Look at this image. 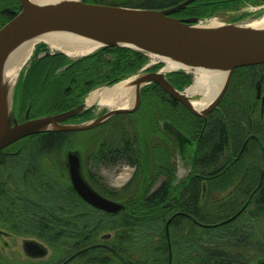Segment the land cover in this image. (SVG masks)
Segmentation results:
<instances>
[{
  "label": "trees",
  "instance_id": "1",
  "mask_svg": "<svg viewBox=\"0 0 264 264\" xmlns=\"http://www.w3.org/2000/svg\"><path fill=\"white\" fill-rule=\"evenodd\" d=\"M84 1L115 5L112 0ZM184 1L122 0L119 5L163 10ZM245 4L264 5V0H197L174 16L203 19L218 12L238 10ZM7 7L13 18L22 8L21 0H0L2 14H7ZM240 19L234 17L233 21ZM5 20L0 25L10 21L8 17ZM147 61L143 52L106 47L70 63L61 76H56L58 69L68 64L67 58L61 54L57 58H43L36 66L30 93L35 96L32 113L38 117L72 109L93 88L137 73ZM34 62L27 78L36 59ZM159 67L161 63L154 70ZM176 73L179 76L170 78L176 88L191 84V76ZM261 78L264 97V64L236 69L218 107L208 121L205 119L206 125L186 110L190 115L186 123L192 121L198 128L204 125V130L185 194L174 206L169 203L173 174H165L166 180L153 190L160 179L156 172L163 168V163L157 164L153 153L157 145L148 140L150 130L147 132L144 126L142 130L138 125L140 132H130V126L122 120L110 119L106 128L47 132L22 139L20 154L0 152V231L46 242L61 253V262L81 249L103 244L80 253L67 264H261L264 110L256 93V83ZM164 94L159 85H146L142 89V109L165 104ZM28 102L29 98L23 105V95L18 96L22 114ZM148 125L153 126L152 122ZM83 133L89 135L94 148L90 158L95 165L124 162L136 168L121 190L107 189L95 174L88 175L102 194L125 202L120 213H107L89 205L71 183L66 155L73 138ZM248 200L244 211L227 223L215 227L199 224L226 221ZM103 233L111 234L110 238L103 240Z\"/></svg>",
  "mask_w": 264,
  "mask_h": 264
},
{
  "label": "water",
  "instance_id": "2",
  "mask_svg": "<svg viewBox=\"0 0 264 264\" xmlns=\"http://www.w3.org/2000/svg\"><path fill=\"white\" fill-rule=\"evenodd\" d=\"M114 1L115 5L88 3L84 0L46 4L21 0V11L0 28V150L32 135L58 131H85L117 114L135 112L142 102V89L151 83L159 85L193 114L206 119L208 113L218 107L236 69L264 64V28L247 27L241 21L220 26L200 25L201 19L198 17L174 16L197 0H185L163 10L125 7L119 5L118 0ZM54 31L68 32L93 40L99 43L97 50L106 47L129 48L179 62L190 69L226 71L228 75L216 98L203 112L194 108L192 98L186 94V90L179 91L174 87L167 73L163 72V67L158 71H144L135 76L138 77L139 87L134 107L114 108L102 117L87 123H69L70 119L93 108L94 103L88 104L85 101L67 111L35 118H30L28 110L24 121L20 122L16 114L17 89L18 85L25 81L34 60L17 84L19 75L13 89L5 88L2 84L6 62L13 50L26 39ZM33 55L34 52L31 57ZM22 70L23 68L20 74ZM262 87L261 78L256 83V93L257 99H262L263 111ZM66 159L71 183L84 201L107 213L116 214L124 210V201L114 200L102 194L93 185L85 174L84 164L78 152L68 151ZM249 200L237 214L226 221L215 225L199 224L204 227H215L227 223L244 211ZM171 219L167 225L168 236ZM110 236L111 234H105L102 239H109ZM101 245L103 244H93L81 249L60 264H67L80 253ZM23 249L28 257L34 259L44 258L49 253L48 246L37 239L24 240ZM261 264H264V261H261Z\"/></svg>",
  "mask_w": 264,
  "mask_h": 264
},
{
  "label": "rangeland",
  "instance_id": "3",
  "mask_svg": "<svg viewBox=\"0 0 264 264\" xmlns=\"http://www.w3.org/2000/svg\"><path fill=\"white\" fill-rule=\"evenodd\" d=\"M112 1H114V0H112ZM118 1L121 2L122 0H118ZM263 14H264V5L256 6L253 4H245L244 6L240 7V9L238 8V10H235L232 12H227V11L218 12L212 16H207L203 19L200 18L201 19L200 25H210V23L212 21H216L220 24H227V23L233 22L234 17H236V18L241 17V19L239 21H241V23H243L249 19L259 18ZM5 16H7L9 18V20H11V18H12L11 13L8 11H7V14ZM181 18H187V17L184 16ZM35 48L36 49L34 51L33 57H31L29 59V61L23 66V70H22V73L20 74V79L17 82V84H19L20 80H22V75H24L25 70L30 66V64L33 62V60L43 58L47 53L48 54H50V53L51 54H53V53L59 54V51L52 49L45 42H41V43L37 44L35 46ZM61 55H63V57H65V58H67L68 64H66L63 68L58 69L57 74H55L56 76H59V74H62L63 71H65L67 69V67L70 63L78 62V60H81L82 58L86 57V56H81V57L70 58L66 54H61ZM147 56H148L147 63H145L144 66L141 68V70H139L137 73H134V74H132V75H130V76L114 83V84H110V85L103 84V85L97 86L96 88H93L92 90H90L88 92V94L84 98L83 102L86 101L88 104H90L89 101L92 98L91 96L97 90H100L102 88H111V87H113V86H115V85H117L123 81L134 78L136 75H138L144 71H158L164 67V64H162V67H159L157 70H152V69L156 68V65L160 64L161 61L158 58H154L152 55H147ZM152 63H154L155 65L154 64L151 65ZM178 71L183 72V73L191 76L192 82L190 85L184 87L183 89H178L175 86L174 87L179 91L187 90L195 82V73H194L195 70L190 69L187 71L185 69H181ZM32 72L33 73L31 74V77L28 78L29 82H30V79H32V81H33L35 76H36L35 70ZM173 73H174L173 71L167 72L168 78L170 77L169 75L173 74ZM28 80L26 77L25 81L23 83H21L20 85H18L17 96L23 94L26 82H28ZM13 96H14V93H13ZM190 97L192 99L201 98L200 96H190ZM175 101L177 103L182 104L181 102H179L177 100H175ZM92 107H93L94 111L91 115L86 116L85 118H80V119H78V118H75L73 120L70 119L69 123L79 124V123L91 122L93 120H96V119L102 117L109 110H112L115 108V107H110V106H107V105L100 103L99 99H97L94 102ZM139 107H141V108H138L139 109L138 115L133 114L134 112H132V113H121V114H117V115H119V117H117V118L115 115L113 117V121L122 120L123 123L125 124V126L126 125L130 126L129 127L130 132H133V131L134 132L135 131L140 132V130H139L140 125H141L142 130L145 127L147 132L149 130H150L149 132H151V130L153 131V129H154L153 126L148 125L150 123L149 120L151 119L149 117V113H147L145 116L142 117V114L146 113L147 108L142 109V107H143L142 102H141ZM20 109L17 107V109H16L17 115L21 111ZM161 119L163 120L164 118H161ZM161 119H160V121H158L159 125H162V126L164 125V127L166 129H169L170 133L173 135V138L175 140H177V142L179 143L178 145L180 146V149H181V153L179 154V156L177 158V164H178V170H179L178 174L179 175L176 176V182L182 183L183 179L185 178V176L187 174L190 173L191 168H192V158H193L192 152L194 151V149H193L194 146L191 145L192 142L190 141L189 137L186 134H184L182 131L178 130V128L176 126H174L172 123H169L166 120L162 121ZM100 126H104V128H106V126L104 124H100V125L93 127L91 129H94V128H97ZM91 129H88V130H91ZM88 130H85V131H88ZM86 134L83 133V134H80V135L74 137L72 140V144H71L70 148L68 149V151H76L81 156L83 164H84V171H85V174L87 175V177L90 173H93L98 177L101 184H103L107 189L121 190L130 182L132 176L135 174L136 168L129 166L128 164H126L124 162H117V163L116 162L115 163H102L101 162L98 165H95L94 162L90 158L91 154L93 153L94 148H92V146H91L92 144H91L90 138H88L89 135H86ZM155 139H157V138H155ZM148 140L150 141V139H148ZM20 143H21V141H20ZM157 146H158V144H157ZM157 146H155V148H154L155 152H153V153H154L155 158L158 160V159H161L163 154H164V152L162 151L163 143L160 144L158 147ZM15 147L16 148L11 150V152L14 156L20 154L19 152L21 151L19 148L20 147L19 144H17ZM157 148H159V149H157ZM177 192H179V191H177ZM178 196H179V194H175L174 196L172 195L169 203L172 205L173 204L172 201L176 200L178 198ZM114 200H116V199H114ZM103 234H106V233H103ZM25 238L26 237H24V236L9 235L8 233H5V232L0 233V264H8V263H11V264H59L61 262L60 261L61 260V253L52 249L46 242H44V241H42L36 237H32V236H29L27 238H36L39 241L43 242L46 246H48L49 253L46 257L41 258V259L40 258L39 259H31V258L27 257L25 255V253L23 252V247H22L23 241Z\"/></svg>",
  "mask_w": 264,
  "mask_h": 264
},
{
  "label": "bare ground",
  "instance_id": "4",
  "mask_svg": "<svg viewBox=\"0 0 264 264\" xmlns=\"http://www.w3.org/2000/svg\"><path fill=\"white\" fill-rule=\"evenodd\" d=\"M34 4H46L61 2L65 0H30ZM244 26L255 28H264V14L259 18L249 19L242 23ZM211 26H220L221 24L212 21ZM41 42L47 43L52 49H55L70 58L87 56L96 52L99 43L94 42L88 38L80 37L72 33L63 31H54L35 36L23 41L13 52L10 54L2 77V84L5 88L13 89L17 82L21 69L28 62L31 55L35 50V46ZM154 58H158L153 56ZM160 61L164 64L163 72H172L176 70H190L179 62L168 60L159 57ZM161 63V62H160ZM152 63L151 65H153ZM155 65V64H154ZM195 82L186 90V94L190 96H200L199 99H192L194 108L199 112H203L216 98L222 86L225 83L228 72L196 68L194 69ZM138 77L123 81L111 88H102L92 94L89 101L90 104L94 103L97 99L100 103L115 107V108H131L136 104L135 95L138 90Z\"/></svg>",
  "mask_w": 264,
  "mask_h": 264
},
{
  "label": "flooded vegetation",
  "instance_id": "5",
  "mask_svg": "<svg viewBox=\"0 0 264 264\" xmlns=\"http://www.w3.org/2000/svg\"><path fill=\"white\" fill-rule=\"evenodd\" d=\"M7 8L8 9H6V10L8 11L9 7H7ZM5 17H7V16H5L4 13L0 14V24L3 23V21H6ZM2 25H4V24H2ZM2 25H0V27H2ZM60 54H63V53H61V52H59V54H57V53L48 54L47 53L43 58H53V57L57 58V57L60 56ZM43 58H39V59L36 60V64L31 69V72H30L28 78L31 77V74L33 73L32 71L36 70V66H38L39 62ZM152 70H154V69H152ZM176 72H180V71H176ZM176 72H174V74H170L169 75L170 76L169 79L170 78L172 79V78H175L176 76H179V74H177ZM56 74H57V72H56ZM59 76H61V74H59ZM28 78H27V80H28ZM32 87H33V81H32V79H30V82H29V80H28V82H26L25 89H24V92L22 94L23 95V105H24L25 99H27V98H29V102H28L29 104H28V107L26 108L24 114H22V110H23V105H22L21 111L18 113V119H19L20 122L24 121L25 114H26V112L28 110H29L30 118L37 117V116H34V114L32 113L33 108L35 107V105H34L35 96H33V94L32 95L30 94ZM164 92H165V94L163 95V98H165V104L157 105L156 107L153 106L151 108H147L146 109V113L142 114V117L145 116L147 113H149V117L151 118V119L149 118L150 122H152V124H153V128L154 129H153V131L151 130L150 135L148 137V139H150V142L152 144H154V145L158 144V146L163 143L162 151L164 152V154H163L161 159L156 160L157 164H158V161H162L163 168H159L158 171L156 172V173H160V179L154 183L153 190L157 189L158 187H160L162 182H164L166 180L165 177H164L165 174H167V175L173 174L175 176V178H174L173 182L171 183L172 184V191H173L172 195L174 196L175 194H179L178 198L173 201L172 205L174 206L175 204L178 203L181 195L185 194L186 185H187L186 181L188 180V178L190 177V175H191V173L193 172V169H194V165H195L196 157H197V152H198V144H199V142L201 140V137H202V133H203V130H204V128H203L204 125H202L200 128H198L196 125H194V124L192 125V121L191 120H190L191 121L190 124L188 125L186 123V120H185L187 116L188 117L190 116L186 112V110H188V108H186L183 104H180V103L173 104L172 101H171V99H173V98L166 91H164ZM142 100H143V97H142ZM17 104H18V100H17ZM139 108H141V107H139ZM93 111H94L93 108L90 109L89 112L87 110V111H85V112H87L86 114H84V115L80 114V115L72 118V120L75 119V118H78V119L85 118L86 116L91 115L93 113ZM138 112H139V109H137L133 114L138 115ZM188 112L193 114L189 110H188ZM211 113L212 112L208 113L207 118H206L207 121H208V118H209ZM193 115H195V114H193ZM117 116L118 115H116V118H117ZM195 116H197V115H195ZM113 117L109 118L107 121H105L102 124L106 125L110 121V119H113ZM161 118H164L163 120H166L169 123H172L174 126H176L178 128V130H180L184 134H186L189 137L190 141L192 142L191 145L194 146V148H193L194 151L192 152V154H193L192 168H191L190 173L185 176V178L183 179L182 183H177L176 182V176L179 175L178 174L179 170H178L177 158H178L179 154L181 153V149H180V146L178 145L179 143L177 142V140H175L173 138V135L170 133L169 129H166L164 127V125L163 126L159 125L158 121H160ZM199 118L202 119V121L204 122L205 125L207 124L206 123L207 121L205 122V118L204 117L199 116ZM185 124H187V125H185ZM155 138H157V139H155ZM20 141H17L15 143L3 148L2 150H0V152H2L4 150H10L11 151L12 149L16 148L15 146L17 144H19V146H20L19 148L21 150L23 145H22V143H20ZM157 149H159V148H157ZM167 159H168V164L166 165L165 162L167 161ZM203 188H204V192H205L206 183H204V182H203ZM177 191H179V192H177ZM26 239H36V238H27L26 237L24 240H26ZM22 247H23V245H22ZM23 252H24V249H23ZM25 255H26V253H25ZM31 259H34V258H31Z\"/></svg>",
  "mask_w": 264,
  "mask_h": 264
}]
</instances>
